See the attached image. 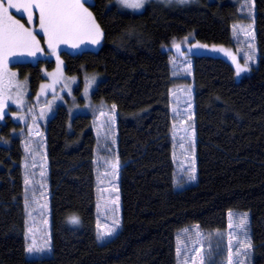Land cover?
Here are the masks:
<instances>
[{
	"label": "trees",
	"instance_id": "obj_1",
	"mask_svg": "<svg viewBox=\"0 0 264 264\" xmlns=\"http://www.w3.org/2000/svg\"><path fill=\"white\" fill-rule=\"evenodd\" d=\"M90 2V12L103 35L101 49L110 48L114 57L113 112L124 125L138 127L142 190L111 238L83 242L82 225L70 219L78 218L79 203L95 199L101 163L112 161L116 152L110 132L102 138L95 131L91 114H75L64 136L71 194L49 203L50 253L28 258L25 151L20 136L12 134L19 124L6 115L0 124V264H177L176 233L189 225L202 231V264H226V217L233 210L247 211L250 262L264 264V169L253 171L249 129V109H264V0H151L140 12L121 9L114 0ZM240 5L254 11L255 39V50L249 53L252 60L236 81L243 90L241 98L225 96L217 56L193 53L187 77L172 78L191 90L189 98L199 112L204 138L217 146L215 159L204 158L205 164L217 170L193 182L192 143L173 132L176 114L156 93L144 95L145 57L148 52L166 51L163 48L171 40L189 34L198 42L236 48L232 26L242 20ZM247 22L251 26L252 20ZM60 55L65 73L77 75L80 85L84 73L96 70L90 50H61ZM52 64L51 59L38 58L36 63L11 66L34 93L45 78L41 66L49 70Z\"/></svg>",
	"mask_w": 264,
	"mask_h": 264
},
{
	"label": "rangeland",
	"instance_id": "obj_2",
	"mask_svg": "<svg viewBox=\"0 0 264 264\" xmlns=\"http://www.w3.org/2000/svg\"><path fill=\"white\" fill-rule=\"evenodd\" d=\"M90 1L81 0L88 12ZM114 1L121 9L140 12L151 0H147L138 10L125 7L120 0ZM29 2L32 3V7L28 10L23 8L18 10L9 6ZM41 2L43 0H0V4L8 8L12 20L19 21L25 29L32 32L40 49L35 55H29L30 51H35L32 46L7 48L0 46V116H2L0 124L5 123L6 115L14 123L19 124L18 129L12 130V134L20 136L25 151L22 160L23 194L27 216L25 250L29 246L34 248L30 253L26 251L28 258L50 253L49 203L57 198L69 197L71 194L69 173L71 170L70 164L66 161L68 156L64 148L66 140L64 136L75 114H91L95 131L105 137L110 132L116 152V157L112 158V161L101 163L103 168H100L97 177L95 199L79 203L77 206L78 221L83 228L80 234L83 242L101 243L111 238L120 228L122 219L141 192L143 182L139 177L137 164L140 160L136 145L139 138L138 127L124 125L113 112L114 57L110 48L101 49L103 35L93 14L90 12L95 26H98V32L91 21H88L85 27L61 38L59 42L53 40L52 47H49V36L45 35L41 28L40 10L36 7ZM239 7L238 12L242 20H237L232 26V36L237 41L236 48L198 42L189 34L171 40L170 45L163 48L166 51L148 52L145 57V74L148 75L144 77V95L147 97L156 93L158 98L166 99L172 114H176L173 132L179 134L182 141L192 143L191 158L195 169L193 182L210 177L214 170H217L211 164H205L204 159L211 156L215 159L217 146L215 142H208L204 138L205 132L201 128L199 112L194 109L189 98L191 90L174 83L172 78L182 74L187 77L191 72L189 57L193 53L217 56L222 65L221 79L225 96L241 98L243 90L236 81L240 72L246 70L252 60L249 53L255 50V39L254 11L253 9L250 11L245 5ZM248 19L252 20L251 26L247 25ZM97 36L98 43H92ZM85 49L92 52L96 70L94 73H84L83 83L80 85V78L77 75L70 76L65 73L60 51L75 53ZM38 58L46 61L51 59L53 64L49 70H46L44 65L41 66L45 78L37 91L32 93L29 83L19 76L11 64L26 61L36 63ZM238 67L242 69L239 74ZM102 73L105 75L104 78ZM211 120L213 126L217 127V119L213 117ZM249 129L253 171L257 172L264 169V109H249ZM210 130L214 132L213 128ZM175 155L177 159L176 151ZM179 185L178 183L177 186ZM226 219L225 241L228 255L225 263L252 264L247 211H229ZM109 232L111 234H108ZM201 237L202 231L197 225L185 226L177 231L175 252L177 264H202Z\"/></svg>",
	"mask_w": 264,
	"mask_h": 264
},
{
	"label": "snow or ice",
	"instance_id": "obj_3",
	"mask_svg": "<svg viewBox=\"0 0 264 264\" xmlns=\"http://www.w3.org/2000/svg\"><path fill=\"white\" fill-rule=\"evenodd\" d=\"M120 2L127 8L138 10L144 6L147 0H120ZM181 2H187V0H181ZM9 6L18 10L20 8L28 10L32 7V3L10 4ZM36 7L40 10L41 28H43L45 35L49 36V47H52L53 40L59 42L61 38L70 36L85 27L88 21H91L92 25L95 26L94 20L91 19V13L84 8L81 0H74V2H69V0H43ZM95 27L98 32V26ZM92 43H98V36L92 40ZM21 45L35 48V51H30L29 55H35L36 51L40 50L32 32L25 29L19 21L12 20L8 14V8L0 4V46L7 48ZM240 71L242 69L238 67V74ZM194 171L193 168V175L190 176L192 180L195 179ZM70 222L79 223L76 217H72ZM108 234H111V232ZM33 250V246H29L26 251L30 253Z\"/></svg>",
	"mask_w": 264,
	"mask_h": 264
}]
</instances>
